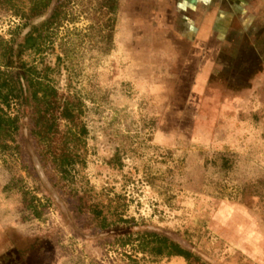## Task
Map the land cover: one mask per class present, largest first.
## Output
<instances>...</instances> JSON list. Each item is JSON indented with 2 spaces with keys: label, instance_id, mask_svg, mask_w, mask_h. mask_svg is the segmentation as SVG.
<instances>
[{
  "label": "rangeland",
  "instance_id": "1",
  "mask_svg": "<svg viewBox=\"0 0 264 264\" xmlns=\"http://www.w3.org/2000/svg\"><path fill=\"white\" fill-rule=\"evenodd\" d=\"M100 1L70 2L73 21L58 28L54 51L70 49L71 86L82 93V174L93 188L123 195V217L135 223L99 229L22 168L36 160L23 118L20 151L0 157V264H264L260 28L252 35L248 19L230 21L233 42L220 50L216 38L199 40L194 0H117L105 49ZM6 17L0 9L1 35ZM64 27L80 33L62 43ZM54 77L66 91V71ZM115 151L120 169L107 163ZM142 228L184 242L199 260H155L135 242L120 245V235Z\"/></svg>",
  "mask_w": 264,
  "mask_h": 264
},
{
  "label": "trees",
  "instance_id": "2",
  "mask_svg": "<svg viewBox=\"0 0 264 264\" xmlns=\"http://www.w3.org/2000/svg\"><path fill=\"white\" fill-rule=\"evenodd\" d=\"M71 1L0 0L6 21L9 17L18 18L7 25L5 35L0 34V157L20 151L15 136L24 118L27 135L34 143L36 160L30 164L25 162L22 168L31 171L39 180L45 178L51 187L63 193V199L75 216L89 215L96 220L99 229L132 225L135 223L133 217H123L128 206L123 195H110L103 187L93 188L82 174L89 135L81 120L82 93L71 86L76 74L69 61L70 49L54 51L58 28L65 21H73ZM98 10L105 17L98 29L102 31L100 36L107 49L117 0H101ZM63 29L59 39L62 43L71 33H80L75 27ZM262 33L264 43V27ZM47 52L54 55L52 63L46 60ZM237 56L243 59L241 54ZM60 67L66 71V91L59 90L54 77ZM107 163L111 168L120 169L117 151L107 158ZM33 199L29 197V204ZM118 242L120 245L135 242L139 251L155 260L173 256L182 257L186 263L199 260L184 242L148 228L120 235Z\"/></svg>",
  "mask_w": 264,
  "mask_h": 264
},
{
  "label": "crops",
  "instance_id": "3",
  "mask_svg": "<svg viewBox=\"0 0 264 264\" xmlns=\"http://www.w3.org/2000/svg\"><path fill=\"white\" fill-rule=\"evenodd\" d=\"M194 2L198 6L197 11L200 12L198 19L195 18L194 25L198 29V38L202 43L213 37L216 38L215 42L219 43L216 49L219 47L222 50L223 47H230L233 42V31L230 30L233 25L231 22L238 21V24H242L245 19H248L246 25L253 28L250 32L252 35L255 33L256 27L260 28L261 32H259L261 35L263 34L264 0H194ZM225 4L228 8H225ZM260 5L263 6V9L259 8ZM215 57L217 58V53ZM215 66L216 62L214 61ZM202 73L205 75L206 70L202 71L201 75Z\"/></svg>",
  "mask_w": 264,
  "mask_h": 264
},
{
  "label": "built area",
  "instance_id": "4",
  "mask_svg": "<svg viewBox=\"0 0 264 264\" xmlns=\"http://www.w3.org/2000/svg\"><path fill=\"white\" fill-rule=\"evenodd\" d=\"M16 20H18V18H14V17H9V20L6 21L5 25H3L6 29L8 24H11L13 22H16ZM3 28V27H2Z\"/></svg>",
  "mask_w": 264,
  "mask_h": 264
}]
</instances>
